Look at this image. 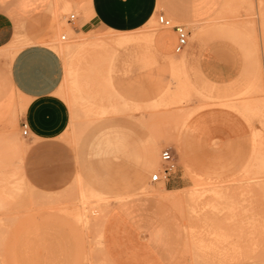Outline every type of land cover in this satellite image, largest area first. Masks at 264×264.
<instances>
[{
    "label": "rangeland",
    "instance_id": "obj_1",
    "mask_svg": "<svg viewBox=\"0 0 264 264\" xmlns=\"http://www.w3.org/2000/svg\"><path fill=\"white\" fill-rule=\"evenodd\" d=\"M230 2L222 5L219 20L215 17L207 28L200 25L216 37L231 34L246 41L255 78L225 93L200 76L185 51L168 57L155 50L149 35L161 29L157 17L134 32L95 27L76 33L68 21L72 14L80 15V9L56 10L57 32L45 45L63 63L57 95L70 111L63 140L75 155L77 173L62 193L35 192L23 173L27 146L18 119L13 128L0 130V264H21L23 253L28 263L36 262L30 243L39 232L33 222L42 218L56 221L49 229L44 224L45 237L65 232L71 238L70 249H56L60 255L55 262L75 257V264H112L102 245L111 210L126 200L158 197L183 221L182 251L173 264H264V76L259 67L264 0ZM229 19L239 23L219 22ZM124 34L132 40L120 41ZM17 37L0 48V59L13 60L24 47L41 40L23 33ZM213 106L236 110L252 126L251 158L243 170L238 169V144H214L210 151L194 148L182 170L175 160L178 168L168 186L164 181L152 183V175L162 170V152L180 147L189 121ZM24 107L18 104L20 111ZM150 150L157 151L158 168L153 171ZM170 194L177 197L171 199Z\"/></svg>",
    "mask_w": 264,
    "mask_h": 264
},
{
    "label": "crops",
    "instance_id": "obj_2",
    "mask_svg": "<svg viewBox=\"0 0 264 264\" xmlns=\"http://www.w3.org/2000/svg\"><path fill=\"white\" fill-rule=\"evenodd\" d=\"M230 1L0 0V48L6 47L14 36L22 33L28 38L41 39L24 47L13 60L0 59V130L13 119L18 104L25 103L23 111L18 109L16 119L20 125L26 123L29 129V135L23 136L22 142L27 146L22 167L28 185L42 195L62 193L70 187L77 173L75 155L63 140L70 123V111L57 95L64 75L63 63L58 53L45 45L55 33L57 20L53 17L54 10L60 13L68 8L80 9L81 14L70 23L76 33H85L95 27L117 32L139 31L146 28L153 18L163 14L187 27L189 42L184 50L187 57L196 63L204 80L225 93L228 88L255 78L249 63L252 49L250 46L247 48L246 41L231 34H225L231 39L225 35L216 37L212 29L201 27L211 26L210 22L218 16L222 5L225 3L228 7ZM227 7L223 17L228 14ZM219 17L222 16L217 20ZM219 22L239 23L236 19ZM153 44L158 53L172 57L178 45L175 30L161 28L156 32ZM38 65L46 70V74L39 78L34 72ZM259 67L263 69L264 76V45ZM71 104L75 106L73 100ZM251 140L252 126L245 117L236 110L213 106L200 111L189 121L180 147L171 152L182 170L194 148L203 147L210 151L214 144L222 147L238 144V169L241 172L251 158ZM156 152L150 150L149 153L150 171L158 167ZM169 184L170 180L166 186ZM55 222L50 218L33 222L39 232L30 244L32 250L35 247L36 252L32 254L37 259L28 263L23 253L21 264L76 263L75 257L67 258L64 263L55 262L56 256L60 255L56 249H70L72 245L65 232L62 236L53 237H45L41 232L45 225L49 229ZM102 245L112 264H173L182 251L183 221L170 203L160 197L126 200L114 206L107 216L102 230ZM25 246L23 239L21 247Z\"/></svg>",
    "mask_w": 264,
    "mask_h": 264
},
{
    "label": "built area",
    "instance_id": "obj_3",
    "mask_svg": "<svg viewBox=\"0 0 264 264\" xmlns=\"http://www.w3.org/2000/svg\"><path fill=\"white\" fill-rule=\"evenodd\" d=\"M76 15L72 14L70 17L69 23H72L75 20ZM157 22L161 28L164 29H174L178 38V45L176 48V54L182 53L188 45L189 42V31L186 26L175 24L173 20L169 19L165 15L161 14L157 17ZM63 41L66 40V36L63 35L61 38ZM22 136L27 137L29 135V129L26 123L21 124ZM161 166L162 170L157 174H154L151 178L152 183L167 182L170 180L172 175L175 173L177 165L175 159L172 155L170 149H165L161 154Z\"/></svg>",
    "mask_w": 264,
    "mask_h": 264
},
{
    "label": "bare ground",
    "instance_id": "obj_4",
    "mask_svg": "<svg viewBox=\"0 0 264 264\" xmlns=\"http://www.w3.org/2000/svg\"><path fill=\"white\" fill-rule=\"evenodd\" d=\"M54 12L56 13V11L54 10ZM55 15L56 14H54L53 15V17L56 19V17H55ZM58 22V21H57ZM69 25H71L70 23H69ZM60 29V28H59ZM57 30V24L55 25V27H54V31L55 32H57L56 31ZM119 34V33H118ZM155 35H156V33L155 34H153V35H149V38H150V41L152 40V41H154V38H155ZM143 36H145V35H143ZM117 37V36H116ZM120 37V36H119ZM129 35H127V34H124V35H122L119 39H120V41H124V42H126V41H130V40H132V37H130ZM146 37V36H145ZM15 38H18L17 36H15ZM147 38V37H146ZM145 38V39H146ZM57 39V38H56ZM143 39V38H142ZM15 40V39H14ZM18 40V39H17ZM62 40V39H61ZM147 40H149V39H147ZM16 41V40H15ZM115 41V40H114ZM149 41V42H150ZM124 42H122V44L124 43ZM16 46V45H15ZM77 46H75L74 48H76ZM71 48H73V47H71ZM71 48H69L70 49V51H72V49ZM1 51V50H0ZM62 93V92H61ZM16 114V113H15ZM14 114V117H13V119L11 120V121H9V123L7 124V125H10V127L11 128H13V126H14V119H15V117H16V115ZM157 165V164H156ZM162 167V166H161ZM158 168V167H157ZM156 168V169H157ZM161 170H159L158 172H160ZM153 176V175H152ZM165 187V186H164ZM164 191H167V189H163L162 191H161V193H163ZM168 192H170V191H168ZM170 193H174V192H170ZM177 196H176V194H170V197L169 198H171V199H174V198H176Z\"/></svg>",
    "mask_w": 264,
    "mask_h": 264
},
{
    "label": "snow or ice",
    "instance_id": "obj_5",
    "mask_svg": "<svg viewBox=\"0 0 264 264\" xmlns=\"http://www.w3.org/2000/svg\"><path fill=\"white\" fill-rule=\"evenodd\" d=\"M34 72L38 78L46 74V70L41 68L39 65L34 69ZM52 94L55 95L56 93L53 92Z\"/></svg>",
    "mask_w": 264,
    "mask_h": 264
}]
</instances>
